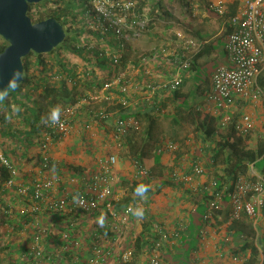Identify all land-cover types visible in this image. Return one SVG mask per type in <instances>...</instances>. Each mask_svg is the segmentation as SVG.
I'll return each mask as SVG.
<instances>
[{"label":"built area","instance_id":"built-area-1","mask_svg":"<svg viewBox=\"0 0 264 264\" xmlns=\"http://www.w3.org/2000/svg\"><path fill=\"white\" fill-rule=\"evenodd\" d=\"M68 1L75 18L72 16L66 27L68 37L74 40L63 53L75 45L82 48L84 60L83 63L82 59L73 61L68 54L66 59L62 58L66 66L72 68V73H76L75 77L69 75L67 80L73 92L79 94L74 95L73 103L61 109L59 122L40 120L42 154L29 170L20 173L0 146V164L9 173L0 199V264H107L110 258L115 259L116 264L132 261V246L115 255L111 246L126 236L134 223V204H122L123 197L128 194H122L118 189L115 167L119 162V151L130 131L140 128L134 115L142 108L138 106L140 101L143 106H149L160 99V92L176 90L200 46L183 31L172 29L174 38L171 34L164 36L160 43L138 52L135 44L150 34H153L150 39L156 41L158 29L146 11H138L135 0ZM207 3L208 10L224 15V1ZM241 4L229 19L231 31L224 45L226 62L211 73L210 90L205 93L206 102L213 103L217 112L224 113L220 119L222 126L231 120L228 109L236 99L264 97L257 84L264 68V0H243ZM72 52L71 56L74 55ZM160 61L165 68L173 69L166 79L148 83L136 81L135 76L145 74L149 62L160 64ZM60 78V75H54L51 79ZM85 81L91 82L90 88L82 85ZM137 88L143 93L139 101L130 102L129 91ZM100 103H118L134 110L125 117L112 120L109 143L115 152L100 158L97 166L80 179L74 178L82 187L69 190L62 185V179L47 155L48 144L61 140L74 130L76 124L79 131L86 133L91 129V121L103 123L112 118L113 112H109L106 105L98 110L92 108L93 104ZM83 106L90 119L79 125L77 114ZM252 127L248 115H242L235 124L242 134L250 133ZM177 149L174 142H164L158 152H175ZM133 164L136 178L148 176L147 169L136 161ZM193 171L196 175L205 172L199 165ZM172 176L174 178L176 173ZM185 179L189 181L191 177ZM229 202L232 219H238L241 213L255 219L264 207V183L261 179L239 175L229 194ZM221 206V194H216L207 205L203 221L209 222ZM107 219L110 220L108 227ZM161 236L153 243L156 249L162 244L164 235ZM106 243H110L109 248ZM147 258L146 264H163L156 252H150Z\"/></svg>","mask_w":264,"mask_h":264},{"label":"crops","instance_id":"crops-1","mask_svg":"<svg viewBox=\"0 0 264 264\" xmlns=\"http://www.w3.org/2000/svg\"><path fill=\"white\" fill-rule=\"evenodd\" d=\"M222 1L226 3L229 0ZM242 1L239 0L238 8L242 6ZM190 11L193 12V14L191 13L192 16L196 17V14L198 15L197 20L188 23L185 28L179 27L178 29H181L184 35L198 41L199 45L201 41L218 46L217 50L211 49L208 54L203 55L198 61L199 65L209 64L214 70L218 65L226 62L224 41L227 36L224 39V32L228 26L227 20L224 21L217 16H212L208 9L195 10L191 8ZM152 37L153 34H150L147 38L148 40H139L143 46L141 49L147 50L153 46L155 41H151L150 38ZM138 44L139 42L135 45L137 46ZM137 47L136 50L138 52H144ZM72 60L77 61L78 59L73 58ZM162 64L163 61H160V64L149 62L145 68V74L138 73L135 76L136 81H146L148 83L166 79L169 71L172 72L173 69L165 68ZM262 71H264V68ZM189 84V87H184L183 90L188 91V89L192 88V83L189 82ZM140 90L137 88L129 91L128 98L130 102L133 100L139 101V96L143 93ZM160 93L158 101H162V99L170 95V92L162 91ZM77 94L79 93L74 92V95ZM205 96V93L201 94L198 102H196L197 109L195 111L199 110L203 116L217 117L223 115L222 111H216L213 103L208 104L206 102ZM140 102L141 104L138 106L142 108L137 109L136 115L145 110L149 111L152 106H143V102ZM104 105H106L109 112H113L112 118L105 120L103 123L91 121V129L86 133L79 131L76 128L79 126L76 124L74 130L68 135L61 140L48 144L47 155L53 162L56 171H58L62 179V185H65L69 190L82 187L75 179H80L81 176L95 168L100 158L115 152L109 143L112 120L114 117H125L134 110L132 107L123 108L118 103L93 104L92 108L98 110ZM13 109L12 105L4 109L3 114L6 120L2 122L4 129L0 127V145L4 143L6 145L14 144L16 142L14 138L19 135V131H30L29 123H25L23 117H21L22 115ZM166 109L168 116H172L170 114L173 113L172 105L169 104ZM11 112L19 115L18 119L14 118ZM228 112L237 117V119H240L242 115L250 117L253 127L250 132L249 146H254L257 138L260 135H264V97L256 99L238 98L229 107ZM89 119L85 106H83L77 114L76 121L81 125ZM143 121L144 124L147 123V121ZM196 122L183 121L180 124H174L171 118H166L162 121L164 127L162 138L165 139V143L174 142L178 149L175 152H159L160 163L163 166V178L157 179L153 184L156 186L152 185L155 190L142 198L143 206H134L133 212L136 209H141L143 216L137 217L133 214V226L119 242L111 244L113 246L112 251L115 255L117 251L132 246L134 256L129 264H146L150 252L159 254L163 264H243L251 251L247 247L244 249V243L247 239H245L242 230H246L245 225H247L248 229L250 228L254 233V238L252 234L248 241L253 246L256 243L258 244V246L256 244L258 247L257 264H264V250L260 248L262 242L264 243V207L259 211L255 219L246 213H241L236 229L231 228L234 219L231 218V203L229 200L227 203L222 204L219 213H215L209 222H204L202 219L207 210L203 195L208 191L207 186L210 187L211 185L208 175L213 170V167L209 161L208 145L203 144L200 138L201 133L196 130ZM8 123L9 127L14 125V138L11 133H7ZM199 123H201L200 117ZM39 130L37 129L36 132L28 134L27 138L29 139L30 147L25 151L19 149L18 146L14 149L9 147L2 148L6 155L15 162L20 173L29 170L34 164L29 161L30 159L39 157L42 154ZM176 134H180L178 140L173 139L176 138ZM198 165L204 168V174H194L193 170ZM115 169L119 180V192L128 194L129 191L122 186V182L125 179L133 180L136 178V167L131 160L119 157V162ZM174 172L176 176L173 178L172 173ZM249 175L261 179L257 169L253 166H250ZM185 177H191V180L186 181ZM73 179L74 181L72 182ZM109 223L110 220L106 221L107 227ZM162 234L164 235L162 244L156 249L153 247V243L159 237H162ZM110 237L111 235L108 238ZM138 242L141 244V248H138ZM106 245L108 248L110 247V243H106ZM107 264H116V260L110 258Z\"/></svg>","mask_w":264,"mask_h":264},{"label":"trees","instance_id":"trees-1","mask_svg":"<svg viewBox=\"0 0 264 264\" xmlns=\"http://www.w3.org/2000/svg\"><path fill=\"white\" fill-rule=\"evenodd\" d=\"M52 1V0H51ZM137 3L138 11H146L148 15L152 18V23L157 21L164 20H178L173 16L171 8L174 4L177 3L179 7L184 10H188L193 4L192 8L196 6L199 9H208L207 2L208 0H167L165 5L163 0H135ZM193 1V2H192ZM48 3L44 6V10L41 13L33 12L30 13L32 21H40L48 17H54L58 20L61 18V10L63 6L66 5L65 0H59L58 6L53 9V6ZM33 5V4H30ZM170 5V6H169ZM239 0H229L225 3V13L222 16L217 15L216 13L208 10L212 16H217L221 20H227L228 26L224 32V39L231 31L230 17H232L238 8ZM54 10V11H53ZM72 16L75 18V14L72 13ZM77 16V15H76ZM171 38H174V35H170ZM223 39V38H222ZM227 39V38H226ZM224 41V45L226 42ZM74 40L72 37H66L64 43L66 46H72L71 42ZM199 40V39H198ZM222 41V40H221ZM223 42V41H222ZM221 42V44H222ZM7 46V42L0 37V52H2ZM217 45H211L203 43L200 41L199 49L189 61V64L185 68L183 82L182 84L174 91L169 93L170 95L167 98L162 99V101L153 102L149 111H142L135 115L138 123H140V128L133 129L127 135L122 149L119 151V157H124L132 162L136 161L138 165L142 168L148 170L149 174L145 177H138L139 179H125L122 182V186L129 191L126 197H123L122 204L133 203L134 206H143L142 198L135 195V188L143 183L148 185L149 191L145 193L147 196L150 192H153L155 187L152 185L157 179L163 178L162 164L160 163L159 158V147L165 142V139L162 138L164 127L162 121L166 118H171L172 122L175 124H180L183 121H197L196 130L201 133V140L203 144L208 145V152L210 154V163L213 167V170L208 175L212 186H207V192L203 195L205 199V206L208 205L209 201L214 198L216 194H221V203L225 204L229 200V194L233 191L234 184L239 175L248 177L252 180H256V176L249 175L250 166H253L257 169L261 181L264 183V135H260L254 146H249L250 133L242 134L235 128L237 117L231 114V120L225 126L220 124V116H203L200 111H195L197 109V104L201 94L206 93L209 90L210 84V75L214 71L209 64L199 65V59L210 52V50H217ZM54 48L49 53L35 54V59H31L29 55L22 59L24 67L23 81L21 84L14 86L13 88L26 87L30 83L35 75V72L40 74V78L43 83V90L34 91L35 94L39 93V97L42 101L43 114L42 116L35 111L34 120L31 119V115H23V121L29 123L31 134L36 132L39 129L40 119L45 118L49 119L50 111L54 107H59L60 110L65 106L74 102V92L68 84V76H76V73H72V68H68L66 63L63 62L59 54H55ZM73 51V52H72ZM74 58L84 60L82 48H77L75 45L72 50ZM35 70V71H34ZM54 75H60L61 78L58 80H52L51 78ZM190 80V81H189ZM188 81L192 83V88L188 91L183 90ZM257 84L264 94V71H262L258 78ZM84 87H90L91 82L85 81L82 83ZM10 91V90H9ZM30 93L26 94L29 95ZM1 95V94H0ZM6 97L0 98V127L3 125L4 118V109L9 108V105L14 107L13 110H18L21 106L31 107L27 98L25 102L17 96L9 95V92L5 94ZM3 98H6L4 100ZM171 104L173 107L172 116H168L167 107ZM11 109V108H10ZM29 110V109H28ZM28 113H30L28 111ZM199 117L201 118V123H199ZM143 120L147 121L144 124ZM180 134H176L173 138L178 140ZM171 142V141H170ZM39 157L30 159L32 163H36L39 160ZM8 171L0 164V199L2 198V187L4 182L8 179ZM156 186V185H153ZM219 213V211H218ZM232 229H236L239 220H233ZM246 226V230L243 229L245 236L244 249L250 248V255L243 264H257L258 263V244L253 246L248 241V238L252 235L254 238L253 231ZM241 231V230H240ZM241 231V232H242ZM157 238V237H156ZM261 247L264 250V243L262 242ZM138 248H141V244L138 242Z\"/></svg>","mask_w":264,"mask_h":264},{"label":"water","instance_id":"water-1","mask_svg":"<svg viewBox=\"0 0 264 264\" xmlns=\"http://www.w3.org/2000/svg\"><path fill=\"white\" fill-rule=\"evenodd\" d=\"M41 1L0 0V37L7 42L5 49L0 52L1 95L22 83L24 57L30 52L49 53L66 38L62 24L55 18L32 21L28 7Z\"/></svg>","mask_w":264,"mask_h":264},{"label":"rangeland","instance_id":"rangeland-1","mask_svg":"<svg viewBox=\"0 0 264 264\" xmlns=\"http://www.w3.org/2000/svg\"><path fill=\"white\" fill-rule=\"evenodd\" d=\"M163 2H164L165 5L167 4V0H163ZM73 3H74V1H73ZM173 4H174V6H173V8H171V12L173 13V16L178 20V22H175L174 20H169V21L160 20V21H157L156 22V26H157L158 31H157L156 35H158V39L154 42V44L155 43L156 44L160 43V41H162L164 36H168L169 37V35L171 34V30L172 29L181 30V29H178V28L179 27L185 28V26L188 25V23H190V22L192 23V22H195L197 20V16L198 15L196 14V17H195V16H192V14H193L192 11L189 12V10L192 8L193 4L190 5L191 7L188 10H184L183 8L179 7V5L177 3H173ZM73 8L76 9L75 6H73ZM192 9H195V7H193ZM160 35H162V36H160ZM66 36L68 37V33L67 32H66ZM84 39H87V37L84 36ZM140 40L144 41V40H148V39H140ZM138 42H139V44L137 45L138 46L137 48L141 49V47H143V46L141 45L140 41H138ZM108 46H109V48H111L109 44H108ZM65 48H66V45L63 42L62 44H60L59 47H57L54 50V52H55V54H59V56L61 57L62 60H64L62 58V56L65 57V59H66V56H65L66 54H68V57L70 55V58L71 57L74 58L73 56H71L69 51H65L63 53ZM141 50L145 51L144 49H141ZM31 59L32 60L35 59V56L33 58H31ZM63 62L65 63V60ZM43 83L44 82L40 78V74L38 72H35V75L33 76L32 81L30 83H28L26 87L20 86V88H11L10 89L9 95H11V97L14 96V95L15 96L18 95V98L21 100V102H25V100L27 98V101H29V103L31 105V107H29V108H27V106H25V105L19 107L18 110H16L17 113H20V114H23V115L27 114L26 117H28L29 114H30L31 115V119L30 120H34L35 114L37 112L42 116V114H43V106L42 105L43 104H42L41 98L39 97V93L37 92V94H35L34 91L43 90L42 89ZM187 83H188V81L186 82L185 88H188V84ZM28 93H30V94L26 95ZM0 97H6V96L5 95H0ZM3 99L6 100V98H3ZM28 111L30 113H28ZM35 111H37V112L35 113ZM11 115L14 118H17L19 116V115H16V114H12V112H11ZM5 120H3V121L5 122ZM12 126L9 127V123H8V127L9 128H7L6 130H7V133H9V134L11 133L12 134L11 136L14 138L15 135H13V133H15V129H14V125H12ZM2 129H4L3 126H2ZM9 129H11V131H9ZM18 133H19V135L14 138V140L16 141L14 144L10 143V144L6 145V143H4L3 145L1 144L0 146L2 148H4V149L7 148V147L14 149V148H16L18 146V148L23 150V151L27 150L30 147V142H29V139L27 138V136H28V134H30V132L29 131H19Z\"/></svg>","mask_w":264,"mask_h":264},{"label":"flooded vegetation","instance_id":"flooded-vegetation-1","mask_svg":"<svg viewBox=\"0 0 264 264\" xmlns=\"http://www.w3.org/2000/svg\"><path fill=\"white\" fill-rule=\"evenodd\" d=\"M65 1H66V3H65L66 5L70 4V1H68V0H65ZM58 2H59V0H52V1L50 0L49 4H51L53 6V9H55L58 6ZM47 3H48V0H42L38 4L29 5L28 14L33 13V12H37L38 14L41 13L44 10V6ZM70 9H71L70 6H67V7L63 6V8L61 10V18H60V20L55 18L59 23L62 24L65 33L67 32L66 25L72 19V12H71ZM48 18H54V17H48ZM45 19H47V18H45ZM42 20H44V19H42ZM35 22H37V21H35ZM59 46H57V47H59ZM29 56H30V58H33L35 56V53L30 52Z\"/></svg>","mask_w":264,"mask_h":264},{"label":"clouds","instance_id":"clouds-1","mask_svg":"<svg viewBox=\"0 0 264 264\" xmlns=\"http://www.w3.org/2000/svg\"><path fill=\"white\" fill-rule=\"evenodd\" d=\"M15 75V74H14ZM2 98V97H0ZM60 113H61V110L60 108L57 106V107H54L51 111H50V115H49V120L52 122V123H57L59 122V119H60ZM135 195L138 196V197H141V198H144L145 197V193H147L149 191V188H148V185L146 184H139L136 188H135ZM133 214L137 217H142L143 216V211L141 209H136ZM100 223L103 224V219L101 218L100 220Z\"/></svg>","mask_w":264,"mask_h":264}]
</instances>
